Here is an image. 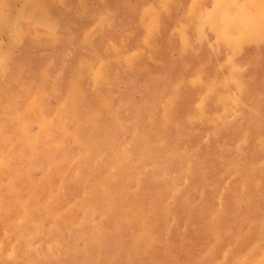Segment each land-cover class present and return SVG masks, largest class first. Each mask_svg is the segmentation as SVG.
Masks as SVG:
<instances>
[{"label": "rangeland", "instance_id": "obj_1", "mask_svg": "<svg viewBox=\"0 0 264 264\" xmlns=\"http://www.w3.org/2000/svg\"><path fill=\"white\" fill-rule=\"evenodd\" d=\"M0 264H264V0H0Z\"/></svg>", "mask_w": 264, "mask_h": 264}, {"label": "bare ground", "instance_id": "obj_2", "mask_svg": "<svg viewBox=\"0 0 264 264\" xmlns=\"http://www.w3.org/2000/svg\"><path fill=\"white\" fill-rule=\"evenodd\" d=\"M48 35V34H47ZM31 85V84H30Z\"/></svg>", "mask_w": 264, "mask_h": 264}]
</instances>
